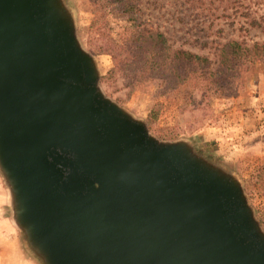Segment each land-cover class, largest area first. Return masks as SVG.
<instances>
[{"label":"water","instance_id":"1","mask_svg":"<svg viewBox=\"0 0 264 264\" xmlns=\"http://www.w3.org/2000/svg\"><path fill=\"white\" fill-rule=\"evenodd\" d=\"M64 0H0V172L42 264H264L240 181L107 97Z\"/></svg>","mask_w":264,"mask_h":264},{"label":"rangeland","instance_id":"2","mask_svg":"<svg viewBox=\"0 0 264 264\" xmlns=\"http://www.w3.org/2000/svg\"><path fill=\"white\" fill-rule=\"evenodd\" d=\"M76 34L91 52L100 73L104 94L144 120L149 131L162 140H185L194 149L232 173L241 183L256 219L264 231V59L241 63L239 80L223 91L196 88L186 83L171 91L153 78L133 86L131 66L109 74L110 54H94L108 39L120 41L133 30L126 15L107 0H64ZM143 25L164 32L173 48L213 56V40L235 37L262 41L264 30H240L241 10L264 19V0H140ZM214 59V58H213ZM157 104V105H156ZM155 107L156 116L148 120ZM0 264H42L27 247L12 220L7 184L0 172Z\"/></svg>","mask_w":264,"mask_h":264},{"label":"trees","instance_id":"3","mask_svg":"<svg viewBox=\"0 0 264 264\" xmlns=\"http://www.w3.org/2000/svg\"><path fill=\"white\" fill-rule=\"evenodd\" d=\"M117 11L126 15L133 24V30L122 40L108 39L106 43L92 48L94 54H110L113 66L109 74L124 71L131 66L134 72L133 86L145 85L153 78L160 79L164 91L168 92L186 83L207 90L223 91L239 80L240 65L252 59H264V39L249 42L239 36L225 41L213 40V56L198 54L187 49L173 48L169 37L159 30L143 25L140 20V0H107ZM240 30L256 27L264 30L263 17H256L248 10L239 11ZM214 58V59H213ZM157 105V104H156ZM156 116L152 108L148 120Z\"/></svg>","mask_w":264,"mask_h":264}]
</instances>
